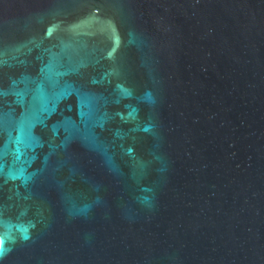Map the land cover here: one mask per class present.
Wrapping results in <instances>:
<instances>
[{"label":"water","instance_id":"water-1","mask_svg":"<svg viewBox=\"0 0 264 264\" xmlns=\"http://www.w3.org/2000/svg\"><path fill=\"white\" fill-rule=\"evenodd\" d=\"M0 264H264V0H0Z\"/></svg>","mask_w":264,"mask_h":264},{"label":"snow or ice","instance_id":"snow-or-ice-1","mask_svg":"<svg viewBox=\"0 0 264 264\" xmlns=\"http://www.w3.org/2000/svg\"><path fill=\"white\" fill-rule=\"evenodd\" d=\"M0 245H2V241H0ZM0 250H2V248H0Z\"/></svg>","mask_w":264,"mask_h":264}]
</instances>
